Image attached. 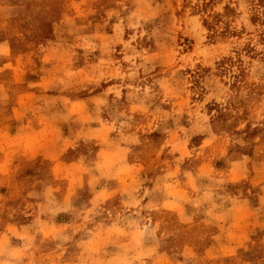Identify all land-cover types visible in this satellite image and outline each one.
I'll return each mask as SVG.
<instances>
[{"label":"rangeland","instance_id":"rangeland-1","mask_svg":"<svg viewBox=\"0 0 264 264\" xmlns=\"http://www.w3.org/2000/svg\"><path fill=\"white\" fill-rule=\"evenodd\" d=\"M0 264H264V0H0Z\"/></svg>","mask_w":264,"mask_h":264}]
</instances>
